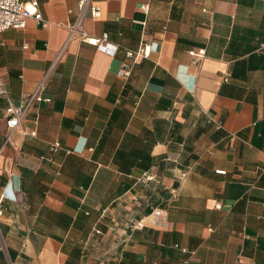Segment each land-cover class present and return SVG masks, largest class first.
<instances>
[{
  "label": "crops",
  "instance_id": "obj_1",
  "mask_svg": "<svg viewBox=\"0 0 264 264\" xmlns=\"http://www.w3.org/2000/svg\"><path fill=\"white\" fill-rule=\"evenodd\" d=\"M37 1L47 26L0 32L14 104L48 73L7 142L0 96V264H264V0H92L113 54L68 39L78 0Z\"/></svg>",
  "mask_w": 264,
  "mask_h": 264
},
{
  "label": "built area",
  "instance_id": "obj_2",
  "mask_svg": "<svg viewBox=\"0 0 264 264\" xmlns=\"http://www.w3.org/2000/svg\"><path fill=\"white\" fill-rule=\"evenodd\" d=\"M77 7L79 11L78 21L75 24L68 26L70 30L68 39H81L82 41L90 45H94L102 51L110 52L113 54L116 50V47L109 45L106 33H103L99 37L89 36L88 33L80 26V21L87 12L90 13L91 17H99L101 14L100 7L94 4L92 0H78ZM141 8L145 11L148 10V7L145 5L141 6ZM29 18L35 19L37 23H40L44 27L49 24V21L45 19L42 13L40 12L37 0H0V32L11 27L24 28ZM151 49V44L143 43L135 50L126 51L125 55L127 58H133L135 60L139 57H148L151 52ZM189 52L192 56L195 57V60L199 61L204 57L205 50L203 48H200L197 50H191ZM130 73L131 66L127 63H123L122 67L118 71V75L128 76L130 75ZM47 76L48 73L44 75L43 79L38 83L33 93L23 95L18 105L14 104L11 99L7 97L6 87L3 83H0V96H5L7 101V105L4 110V118L6 124L5 142L10 139V136L14 129L19 127L21 121L25 117L27 111L32 106V104L36 101L42 100L40 93L44 87V83ZM23 133H25L24 130ZM30 134L35 135V131H30ZM61 148V143L58 140L53 141L48 145L49 155H42L41 158L46 160H52V156L55 155ZM65 151L67 153L70 152V150ZM187 170L188 168L182 171L179 178L185 177L187 174ZM261 171H264V169H262ZM138 179L142 183L147 184L150 181L156 180V174L153 171H144L141 173ZM171 195L173 197L176 195L175 189H171ZM2 201L3 197L0 196V216L3 214L4 209ZM216 207L219 208L220 205L218 204L216 205ZM160 214L161 211L159 209H152L151 215L153 216L154 222L158 220ZM235 262L236 264L243 263L241 254L237 255Z\"/></svg>",
  "mask_w": 264,
  "mask_h": 264
}]
</instances>
